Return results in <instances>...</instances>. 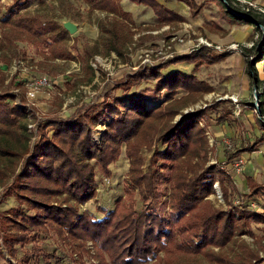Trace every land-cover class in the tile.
<instances>
[{
  "label": "trees",
  "instance_id": "1",
  "mask_svg": "<svg viewBox=\"0 0 264 264\" xmlns=\"http://www.w3.org/2000/svg\"><path fill=\"white\" fill-rule=\"evenodd\" d=\"M34 1L42 0H17L5 16L0 14V23L7 28L0 32V58L10 62L13 54L17 56V42L27 41L45 48L47 59H72L66 46L70 38L66 28L19 14ZM84 1L108 13L99 21L100 37L107 50L123 55L134 37L130 12L122 8L121 0ZM134 1L149 5L160 23L185 19L159 0ZM181 1L193 8L194 15L204 7L194 0ZM222 1L230 22L254 24V30L259 29L258 23L264 26V18L250 10L239 11L229 0ZM226 55L201 47L167 62L143 66L116 87L127 93L142 81L155 80V97L162 99L161 93L166 92L161 105L148 104L142 93L119 96L105 92L90 105L40 122L35 135L29 131L28 108L16 102L18 94H1L0 187H5L6 199L14 198L20 205L0 213V256L4 260L0 264H62L64 259L41 241L50 232L70 246L75 264H192L196 259L208 264H264V256L238 239L244 233L255 235L252 225H264V204L260 202L264 183L248 177V192L241 194L242 202L234 204L232 196L239 194L237 185L225 168L207 164L210 142L201 124L219 101L183 111L205 93L214 91L213 85L180 70L169 75L162 72L173 63L214 64ZM263 59L264 49L256 62ZM256 62L250 61L249 75L259 85ZM178 90L187 94L175 97ZM179 114L182 117L176 122ZM100 124H106V128L97 142L94 135ZM260 126L262 134L240 151L259 149L264 141V123ZM145 149L152 152L148 160ZM123 152L130 164L126 196L118 198L115 208L105 212L103 218L96 219L81 206L98 195L97 170L112 176L111 164ZM159 167L170 172L166 193L169 199L161 210L165 213L164 226L170 227L172 234L163 249L147 238L146 227L154 213L152 203L144 201L145 206L137 208V194L147 197L146 183L154 184ZM217 182L226 208H218L210 198L217 193ZM250 200L257 206H252ZM89 240L98 247L94 255L97 263L84 259L90 254L86 247ZM237 242V251H226ZM19 246L24 249L21 257Z\"/></svg>",
  "mask_w": 264,
  "mask_h": 264
},
{
  "label": "rangeland",
  "instance_id": "2",
  "mask_svg": "<svg viewBox=\"0 0 264 264\" xmlns=\"http://www.w3.org/2000/svg\"><path fill=\"white\" fill-rule=\"evenodd\" d=\"M159 1L183 15L184 21L173 24L160 23L157 14L149 5L134 0L120 1L122 8L131 14V26L134 32L133 40L128 44L123 55L114 50H107L100 37L98 24L101 19L107 17L108 13L93 9L84 0L32 2L19 14L25 17L35 16L44 23H57L64 28L67 22L76 25L75 32L68 31L70 38L66 41V46L74 57L69 60L47 59L43 54L45 48H37L27 41H18L17 56L13 54L8 63L0 58V95L18 94L16 102L20 105L23 103L28 108L29 131L35 135L40 122L90 105L105 92L119 96L142 93L148 104L161 105L166 92L161 93L162 99L158 100L155 97L157 84L155 80L142 81L127 93L116 87L120 80L143 66L167 62L201 47H207L211 53L227 54L225 58L214 64L204 61L178 62L164 67L162 72L164 75H169L175 70H180L213 85L214 91L205 93L183 111L205 108L219 101L201 121L210 142L207 164H216L225 168L239 190V194L232 196L234 204H239L243 201L241 194L248 192V177L252 176L257 182L264 183V141L259 144V149L256 151H240L247 144L255 142L263 132L260 124L264 123V59L258 62L256 60L264 49V28L259 26L258 30H254V24L230 22L225 16L222 0H194L198 4H204L197 15L193 14L191 6L181 0ZM229 1L239 11L250 10L253 14L264 18V0ZM16 2L17 0H1L0 14L5 16ZM2 30L7 28L0 23V32ZM199 38H205L212 45H199ZM250 61L256 62L259 70L261 79L259 85L254 84L249 75ZM42 76L48 77L49 83L36 86V81ZM35 87L38 88L36 96L30 98L28 93ZM185 94L187 91L178 90L175 97ZM232 96L239 99L241 111L231 99ZM181 117L182 115L179 114L176 122ZM105 128L106 124L97 127L94 135L97 142H100ZM223 138L232 145L223 142ZM151 154V151L144 150L147 160ZM240 160H242L241 165L235 167ZM129 167V160L123 152L119 160L111 164L112 176H105L97 170L98 195L83 204L82 210L92 214L96 219H101L105 216V212L114 209L117 199L126 196L125 186ZM146 167L147 163L144 165L145 169ZM169 174V170L159 167L154 184L148 181L146 183L147 197L141 198L140 194H137L138 209H142L145 202H151L154 207L146 233L148 240L161 249L168 245L172 234L171 228L164 226L165 213L161 210L164 207L163 202L169 199L166 195L169 190ZM4 188L0 187V213L20 205L14 198L4 197ZM216 191L217 193L210 198L218 208H226L225 198L223 196L220 198L217 189ZM260 200L264 204V196H261ZM250 203L252 206H257L256 201L250 200ZM252 226L255 235L244 233L238 239L246 241L256 253L264 256V225ZM41 241L49 251H56L64 259L62 264L76 263L71 257L70 246L59 240L54 232L44 234ZM238 244V242L232 244V247L227 248L226 251L229 253L237 251ZM30 247L31 244L25 246V248ZM86 247L90 254H86L84 259L89 263H97L94 257L98 252L97 245L89 240L86 242ZM23 253L24 249L19 246L18 256L21 257ZM52 260L55 261L56 258ZM0 262L4 263L1 256ZM192 264L208 263L204 259H196Z\"/></svg>",
  "mask_w": 264,
  "mask_h": 264
},
{
  "label": "built area",
  "instance_id": "3",
  "mask_svg": "<svg viewBox=\"0 0 264 264\" xmlns=\"http://www.w3.org/2000/svg\"><path fill=\"white\" fill-rule=\"evenodd\" d=\"M253 5V4H251ZM200 44H205L206 46H211L212 43L209 42L208 40H206L205 38H199V45ZM49 83V80H48V77L46 76H42L38 81H36V86H39V85H46ZM37 87H35L34 90H31V92L28 93V96L30 98H35L36 96V91H37ZM231 99H233L234 102H236V106L237 108H239V99L235 96H232ZM239 111H241V109L239 108ZM226 142L228 145L231 144L226 138H223V142ZM232 145V144H231ZM230 147V146H229ZM241 162L242 160H240L239 162L236 163L235 167H239L241 165ZM217 190H218V195L220 196V198H222V194H221V191H220V188L219 186H217ZM255 206V205H254Z\"/></svg>",
  "mask_w": 264,
  "mask_h": 264
},
{
  "label": "water",
  "instance_id": "4",
  "mask_svg": "<svg viewBox=\"0 0 264 264\" xmlns=\"http://www.w3.org/2000/svg\"><path fill=\"white\" fill-rule=\"evenodd\" d=\"M258 25H259L260 27L264 28L263 25H260L259 23H258ZM65 27H66V29H67L69 32H75V30H76V25H75L74 23H72V22H67V23L65 24Z\"/></svg>",
  "mask_w": 264,
  "mask_h": 264
}]
</instances>
